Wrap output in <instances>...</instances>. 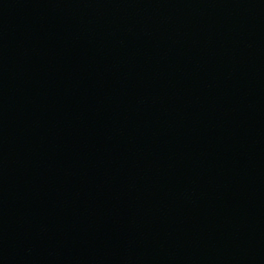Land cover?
<instances>
[{
  "label": "water",
  "instance_id": "1",
  "mask_svg": "<svg viewBox=\"0 0 264 264\" xmlns=\"http://www.w3.org/2000/svg\"><path fill=\"white\" fill-rule=\"evenodd\" d=\"M0 264H264V0H111L0 137Z\"/></svg>",
  "mask_w": 264,
  "mask_h": 264
}]
</instances>
